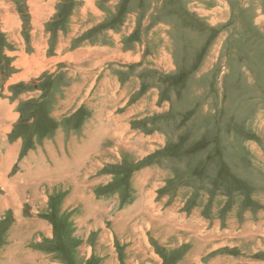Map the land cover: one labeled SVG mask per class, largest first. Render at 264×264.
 Masks as SVG:
<instances>
[{
  "label": "rangeland",
  "instance_id": "1",
  "mask_svg": "<svg viewBox=\"0 0 264 264\" xmlns=\"http://www.w3.org/2000/svg\"><path fill=\"white\" fill-rule=\"evenodd\" d=\"M0 165V264H264V0H0Z\"/></svg>",
  "mask_w": 264,
  "mask_h": 264
},
{
  "label": "bare ground",
  "instance_id": "2",
  "mask_svg": "<svg viewBox=\"0 0 264 264\" xmlns=\"http://www.w3.org/2000/svg\"><path fill=\"white\" fill-rule=\"evenodd\" d=\"M152 91H153V90H152ZM83 155H84V154H83ZM11 156H12V155H11ZM86 156H87V155H86ZM7 157H8V156H7ZM7 157H6V158H7ZM2 161H4V160H2ZM2 161H1V162H2ZM6 161H7V160H6ZM8 162H9V161H8ZM2 163H3V162H2ZM5 163H6V162H5ZM0 166H1V165H0ZM5 166H6V165H5ZM6 167H8V166H6ZM6 167H5V168H6ZM76 184H77V183H76ZM12 189H13V187H12ZM75 189H76V188H75ZM76 190H77V189H76ZM10 193H11V192H10ZM11 194H12V193H11ZM11 197H12V196H11ZM12 198H13V197H12ZM14 198H15V197H14ZM77 199H78V198H77Z\"/></svg>",
  "mask_w": 264,
  "mask_h": 264
}]
</instances>
